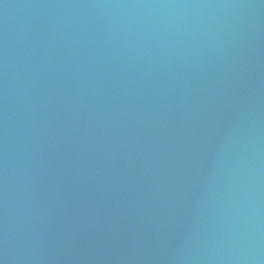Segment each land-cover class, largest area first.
<instances>
[{"label":"water","instance_id":"water-1","mask_svg":"<svg viewBox=\"0 0 264 264\" xmlns=\"http://www.w3.org/2000/svg\"><path fill=\"white\" fill-rule=\"evenodd\" d=\"M0 264H264V0H0Z\"/></svg>","mask_w":264,"mask_h":264}]
</instances>
